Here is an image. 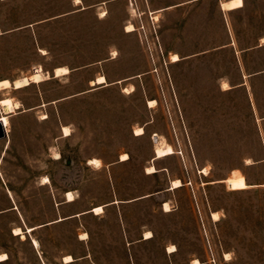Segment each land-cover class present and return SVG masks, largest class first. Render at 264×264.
Masks as SVG:
<instances>
[{
	"label": "rangeland",
	"instance_id": "374dc122",
	"mask_svg": "<svg viewBox=\"0 0 264 264\" xmlns=\"http://www.w3.org/2000/svg\"><path fill=\"white\" fill-rule=\"evenodd\" d=\"M222 1L0 0V78L48 72L0 90V264H264V0Z\"/></svg>",
	"mask_w": 264,
	"mask_h": 264
},
{
	"label": "bare ground",
	"instance_id": "6f19581e",
	"mask_svg": "<svg viewBox=\"0 0 264 264\" xmlns=\"http://www.w3.org/2000/svg\"><path fill=\"white\" fill-rule=\"evenodd\" d=\"M76 1H79V0H76ZM241 5H243V0H225V1L221 2L222 8L228 9V10L235 9V7H238V6H241ZM126 29L127 30L134 29L133 24L131 22H129L128 25L126 26ZM178 58H179V56H178L177 53H173L172 54V59L173 60H177ZM69 72H70V69L68 67H66V66H57V67L54 68V75L55 76L67 74ZM47 77H48V72L44 71L42 66H37L34 69V71L29 76H22V77L15 78L12 85L15 88H19V87L27 85V84H29L31 82L42 81V80H44ZM105 82H106V77L103 74L98 75L95 78V81H94V83H105ZM10 85H11V81H10L9 78L0 79V88L9 87ZM149 102L151 104H153V103L156 102V100L150 99ZM0 105H1V107L3 109V112L0 114V121H2V123L5 126L8 123V113H9V111L14 110L16 107H18L20 105V103H19L18 100H13L10 96H6V97H3V98L0 99ZM143 131L144 130H143L142 126H138V127L135 128V133L136 134L143 133ZM63 133L65 135H69L71 133L68 126H66V125L63 126ZM162 140H159V145H157L155 147V149H154V154H155V157H157V158L160 157V156L167 155V154H169V153L174 151L172 145L169 142H166V141L162 142ZM127 158H128V154L126 152L121 154V159L122 160H125ZM90 161L92 163H95V164H100V160L97 157L90 159ZM154 170H155V167H154L153 164H150V166H148L146 168V172H150V171H154ZM42 178H43V182H47L49 180L47 175H44ZM180 185H181V180L179 178H175V179L171 180V187L172 188L178 187ZM66 199L67 200H73L74 199V194H73L72 190H68L67 191ZM163 207H164V209L166 211H168L170 209L169 204L167 202H164ZM102 208H103L102 205L97 204V206H93L91 209H92V211L95 214H97V213H99V212H101L103 210ZM213 215L217 216V213L214 212ZM34 227L35 226H30V227H28V229H32ZM14 232L19 233V232H21V229L19 227H16L14 229ZM82 235L85 236V235H87V233L83 232ZM151 235H152L151 231H146L144 233V237L145 238L151 237ZM33 242H34V244H38V241L36 239H33ZM173 246L174 245H169V251L173 250L172 249ZM7 258H8V254L6 252L0 253V260H5ZM72 260H73L72 255L66 254L64 256V261L70 262ZM192 263L200 264L201 261L198 260V258H194V259H192Z\"/></svg>",
	"mask_w": 264,
	"mask_h": 264
},
{
	"label": "trees",
	"instance_id": "16d2710c",
	"mask_svg": "<svg viewBox=\"0 0 264 264\" xmlns=\"http://www.w3.org/2000/svg\"><path fill=\"white\" fill-rule=\"evenodd\" d=\"M230 10H232V9H230ZM245 70L249 74V77H252V78L255 77V76L256 77H264V67L258 68V69H255V70L246 68ZM242 82H243V80H242ZM230 83H231V85H235L231 81H230ZM233 88H234V86H233ZM230 89H232V88H230ZM253 98H255V101H256L257 112L260 115L264 116V108H262L261 105H259V103H258V97H257L256 91H253ZM259 139L261 140V146H262V149L264 150V142H262V137H261L260 134H259Z\"/></svg>",
	"mask_w": 264,
	"mask_h": 264
},
{
	"label": "water",
	"instance_id": "95a60500",
	"mask_svg": "<svg viewBox=\"0 0 264 264\" xmlns=\"http://www.w3.org/2000/svg\"><path fill=\"white\" fill-rule=\"evenodd\" d=\"M6 135V128L4 126V124L2 123V121H0V138L4 137ZM155 140L157 139L156 134L153 135Z\"/></svg>",
	"mask_w": 264,
	"mask_h": 264
},
{
	"label": "crops",
	"instance_id": "0c3cea01",
	"mask_svg": "<svg viewBox=\"0 0 264 264\" xmlns=\"http://www.w3.org/2000/svg\"><path fill=\"white\" fill-rule=\"evenodd\" d=\"M3 78H7V77H3ZM3 78H0V79H3ZM11 81V85L9 86V87H13V82H14V79L13 80H10ZM9 87H3V88H0V90H3V89H7V88H9ZM23 87V86H22ZM13 88H15V87H13ZM19 88H21V87H19ZM18 89V88H17ZM11 97V96H10ZM1 98H3V97H1ZM0 98V99H1ZM12 99H13V97H11ZM14 100V99H13ZM20 103V102H19ZM1 106V105H0ZM20 107V105L18 106V107H16V108H19ZM2 108V107H1ZM15 110V109H14ZM14 110H12V111H14ZM12 111H9V113L10 112H12ZM3 112V109H2V111L0 110V113H2ZM9 113H8V115H9ZM3 261V260H2Z\"/></svg>",
	"mask_w": 264,
	"mask_h": 264
}]
</instances>
